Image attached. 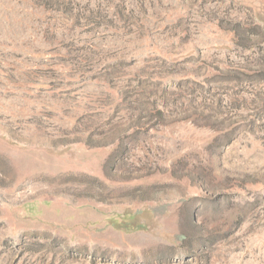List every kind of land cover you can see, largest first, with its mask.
<instances>
[{
    "label": "rangeland",
    "instance_id": "1",
    "mask_svg": "<svg viewBox=\"0 0 264 264\" xmlns=\"http://www.w3.org/2000/svg\"><path fill=\"white\" fill-rule=\"evenodd\" d=\"M0 264H264V0H0Z\"/></svg>",
    "mask_w": 264,
    "mask_h": 264
}]
</instances>
